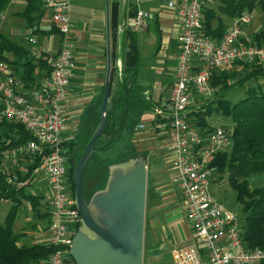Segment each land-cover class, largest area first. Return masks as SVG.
<instances>
[{
    "label": "built area",
    "instance_id": "1",
    "mask_svg": "<svg viewBox=\"0 0 264 264\" xmlns=\"http://www.w3.org/2000/svg\"><path fill=\"white\" fill-rule=\"evenodd\" d=\"M166 1L181 20L174 77L164 102L154 106L153 117L142 118L134 132L151 129L165 136L171 184L185 203L190 242L171 249V264H257L264 260V248L246 247L242 222L210 193V184L218 172L209 163L216 152L228 145V134L222 126H216L202 137L188 114L197 101L214 96L217 88L210 84L214 72L226 70L234 62L264 65V47L242 40L243 28L252 21L254 13L243 11L215 39L207 36L202 26V10L214 0ZM40 3L61 35V46L50 62V72L30 89L24 87L11 65L0 61V119L21 124L33 137L18 147L6 149L3 156L15 165L26 154L42 155L31 174L17 183L27 186L31 181H43L48 187L43 201L51 221L39 242L56 248L43 264H68L69 245L81 222L67 179L63 149L67 87L77 60L68 37L72 28L70 0H40ZM149 17L148 12L137 10L121 27L144 30ZM30 42L35 44L36 39L30 38ZM114 66L120 78L122 61L116 59ZM261 83L264 90V77Z\"/></svg>",
    "mask_w": 264,
    "mask_h": 264
},
{
    "label": "trees",
    "instance_id": "2",
    "mask_svg": "<svg viewBox=\"0 0 264 264\" xmlns=\"http://www.w3.org/2000/svg\"><path fill=\"white\" fill-rule=\"evenodd\" d=\"M9 1L0 0V15ZM25 2L24 10L18 15L25 19L28 26H31L44 10L40 0H25ZM215 2V6L212 4L202 10L203 32L215 39L220 38L225 32L227 24L223 17L234 18L245 10L253 11L255 7L264 11V0H214ZM135 14L136 11H132L129 15L132 17ZM109 23L111 37L109 77L116 91L111 100L112 110L106 113L102 134L96 139L83 171L82 191L86 201L93 192L105 187L110 165L138 156L131 143L134 128L144 112L153 110V102L142 94L143 86L139 81L140 53L136 36L132 30L127 32L128 43L122 61V75L120 78L117 76L114 63L117 59L118 0L110 2ZM55 31L58 32L56 27L52 26L45 32ZM242 40L264 47V23L252 34L250 40L245 37ZM8 53L12 55V58L8 57ZM0 61L11 65L27 88L35 86L39 80V73L35 72L37 67L45 69L46 75L51 69L49 60L40 57L34 61L27 56V50L21 44L1 32ZM231 66L238 67L239 71L226 69L212 74L210 84L217 88L214 94L216 100L206 102L210 99H203L205 104L195 110H193L195 106H191L188 113L189 121L199 134L205 137L217 126L209 125L207 122V118L212 113H220L230 119L229 126H222L228 134L229 150L223 149L216 152L209 165L214 166L218 174H226L227 182L235 192V200L240 204L244 213L240 221L243 229L242 239L246 247L264 248V185L250 187L249 184V178L253 175L264 174V90L261 85L264 65L234 62ZM238 74H243V77L236 79ZM250 79L256 80V83L245 89L242 98L231 102L225 97L226 93L237 86L244 85ZM102 95L103 87L81 113L73 136L63 142L67 157V179L72 197H74L72 173L89 138L98 126L101 117ZM32 138L21 124L0 119V200H9L12 203L2 224L0 223V264H43L48 254L56 248L38 241L26 244L21 241L26 234L16 233L13 230L22 201L28 202L32 212L45 219L47 226L51 221L43 197L30 193L27 186H20L17 183L31 174L42 155L26 154L19 164L15 165L9 158L3 156L6 149L18 147ZM81 226L82 221L78 228ZM70 261L75 264L71 255ZM257 264H264V260Z\"/></svg>",
    "mask_w": 264,
    "mask_h": 264
},
{
    "label": "crops",
    "instance_id": "3",
    "mask_svg": "<svg viewBox=\"0 0 264 264\" xmlns=\"http://www.w3.org/2000/svg\"><path fill=\"white\" fill-rule=\"evenodd\" d=\"M118 2L117 59L121 61L124 59L128 43L127 32L130 31L127 27L122 26V28L121 25L130 17V12L137 10H144L150 15L146 29L132 30L136 36L140 59L144 46L141 38H146L142 33L147 34L150 29H153L157 34V36H152L151 34L148 36L151 43L157 42V46L155 47L154 44L155 48L152 50L156 54L155 57H160V61L162 62L163 60L165 61V58L170 52L172 54L170 67L167 66L166 62L163 67H157L159 63L158 59L154 66L155 73H153V69H148L147 66L143 67L142 63L139 68V81L143 86L142 94L153 102L154 108V106L161 105L164 102L165 94H167L166 89H168L174 77L176 55L179 51L177 35L181 27V20L176 15L174 9L167 6L166 0H118ZM25 5V0L9 1L0 15V32L21 44L27 50V56L34 61L42 57L51 62L52 58L60 49L61 35L56 31L50 33L45 32L53 25L50 22L49 13L43 7L44 11H42L41 15L34 20L31 26H28L25 19L18 15L19 12L24 10ZM69 13L72 28L69 31L68 37L74 45L77 65L67 87L68 99L66 102V130L63 133L64 140L74 133L81 113L104 86L107 67L105 0H70ZM225 19L229 23L233 18L225 17ZM247 26L243 28L244 34ZM158 33L160 34L159 39ZM30 38L36 39V43L32 44ZM123 44L125 45L124 56L121 52ZM148 45L150 46L149 43ZM7 55L9 58H12L10 53ZM35 72L39 73V79L46 75L45 69L39 67H37ZM151 74L153 75L152 80L149 81L148 79L147 83H145L144 81ZM24 87L27 88L25 85ZM115 91L116 87L111 85V92L114 94ZM152 111L144 112L142 118L150 120L153 117ZM189 242L190 236L189 238H185L183 243L188 244ZM169 256L170 259H163L164 262L162 264L168 262L171 264V250ZM161 258L155 257L153 259V256L149 257L147 263L157 264V261H160Z\"/></svg>",
    "mask_w": 264,
    "mask_h": 264
},
{
    "label": "rangeland",
    "instance_id": "4",
    "mask_svg": "<svg viewBox=\"0 0 264 264\" xmlns=\"http://www.w3.org/2000/svg\"><path fill=\"white\" fill-rule=\"evenodd\" d=\"M215 5L216 2L213 3V6ZM253 13L254 17L252 21L247 24L248 26L246 27L244 34L245 39L249 40L252 38V34L260 29L264 23V11H262L259 7H255ZM224 22L228 24L226 19ZM142 34L146 37L141 38L142 42L144 43L142 48L143 52L140 59L142 66H147L148 69H153L152 71L155 73L154 66L156 65V60L159 59L157 67H163L165 62L167 63V66L170 67L172 60V54L170 51H168L170 53L165 58V61L163 60L162 62L160 61V57H155L156 54H154L152 51L153 48L157 46V42L151 43V41L148 39V36L149 34L152 36H157L154 30L150 29L147 34ZM124 51L125 45L123 44L121 50L123 56ZM227 69H230L231 71H239L238 67L233 68L231 65ZM240 77H243V74H238L236 79ZM152 78L153 75L151 74L150 77L144 82L147 83L148 79L151 81ZM255 83L256 80L250 79L246 81L244 85L237 86L226 93L225 97L231 102L237 101L244 96L245 89L255 85ZM209 99L210 100H206V102L216 100L214 96L210 97ZM202 101L203 99L197 101L198 105H195L193 110L205 104V102ZM213 105H215V103ZM207 122L209 125L213 126L220 125L227 127L230 125V119L220 113H212V115L207 118ZM156 133L151 131V129H148L142 132H134L131 138V143L135 148L136 153L138 156L145 157L147 162L143 264H148L147 260L152 256L153 259L155 257H162L160 261H157V264H162L164 262L163 259L169 260V252L171 248L181 246L182 244L185 245L186 243H183L184 239L187 237L189 238L190 236V228L185 215V203L175 190L174 186L171 184L170 154L166 148L164 139L165 136L163 134ZM71 136H73V134ZM229 146L230 143L225 146L224 150L228 151ZM249 184L250 187L264 185V174L253 175L251 178H249ZM27 190L30 193L39 194L42 197L46 194V191L49 192L48 187L44 186L43 181H31V183L27 185ZM210 193L217 201L221 202L223 205L233 211L242 221L244 213L240 204L235 200V192L229 186L226 179V174L219 173L216 176V180L210 184ZM11 204L12 203L9 200H0L1 224ZM46 227V220L42 217L36 216L32 212L30 204L28 202L22 201V204L18 210L17 218L13 224L14 232H24L26 234V237H24L21 241L26 244L37 241L39 242V239L43 236ZM68 264L73 263L69 261ZM164 264H170V262Z\"/></svg>",
    "mask_w": 264,
    "mask_h": 264
},
{
    "label": "water",
    "instance_id": "5",
    "mask_svg": "<svg viewBox=\"0 0 264 264\" xmlns=\"http://www.w3.org/2000/svg\"><path fill=\"white\" fill-rule=\"evenodd\" d=\"M110 2L105 0L107 67L98 126L89 138L72 173L74 200L82 226L69 245L75 264H143L147 162L138 156L109 166L105 187L86 201L82 175L106 113L112 110L110 70Z\"/></svg>",
    "mask_w": 264,
    "mask_h": 264
}]
</instances>
